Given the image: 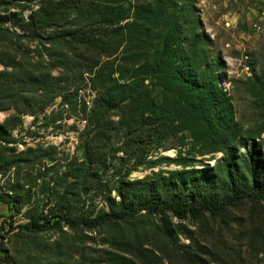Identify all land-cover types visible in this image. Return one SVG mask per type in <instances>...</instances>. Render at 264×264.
<instances>
[{"label": "trees", "instance_id": "16d2710c", "mask_svg": "<svg viewBox=\"0 0 264 264\" xmlns=\"http://www.w3.org/2000/svg\"><path fill=\"white\" fill-rule=\"evenodd\" d=\"M191 8L189 0H0V63L5 68L0 71V108L6 98L3 109L21 103L18 112H33L28 94L49 99L61 93V82L70 75L88 74L95 97L80 114L87 128L80 186L94 178L95 169H106L107 158L115 159L118 151L120 166L131 162L124 174L159 163L180 166L153 172L149 181L121 175L113 185L117 200L106 196L108 211L93 218L56 212L55 221L92 228L142 210L199 217L242 200L264 202V173L253 145L241 155L236 151L245 146L241 139L230 145L235 123L219 85L218 59L208 58ZM30 42L49 44L43 47L49 57L46 70L42 59L30 61ZM54 67L57 75L48 71ZM12 125H0V141L11 140L7 129ZM166 148H176L175 157L147 158ZM217 151L222 155L213 165L193 166L194 154ZM0 201L18 208L5 194ZM50 219L32 218L21 227L32 231ZM120 260L113 264H124ZM130 264L137 263L131 259Z\"/></svg>", "mask_w": 264, "mask_h": 264}, {"label": "rangeland", "instance_id": "374dc122", "mask_svg": "<svg viewBox=\"0 0 264 264\" xmlns=\"http://www.w3.org/2000/svg\"><path fill=\"white\" fill-rule=\"evenodd\" d=\"M189 2L208 58L218 59L219 85L235 123L230 145H237L239 139L245 144L237 147V155L253 145L264 173V0ZM48 45L27 43L30 61L42 59L44 70L49 57L43 47ZM48 71L59 73L57 67ZM61 83V93L49 99L35 92L27 95L33 112H18L24 108L21 103L3 109L7 99L1 100L0 125H13L7 129L11 140L0 141V195L14 200L18 208H8L0 201V264H113L117 259L124 264L131 259L137 264H264V202L260 200H242L216 215L199 217L142 210L92 228L55 221L56 212L93 218L108 211L106 196L117 200L113 185L121 175L130 181H149L153 172L180 168L159 163L124 174L131 162L120 166L118 151L115 159L107 158L106 169H95L94 178L88 181L87 177L80 186L78 168H85L81 142L87 132L80 114L95 93L87 73L70 75ZM176 150L158 149L147 158H173ZM221 155L220 151L194 154L192 164L210 166ZM44 216L51 219L38 229L21 227Z\"/></svg>", "mask_w": 264, "mask_h": 264}]
</instances>
